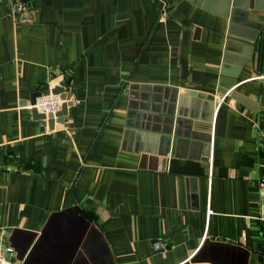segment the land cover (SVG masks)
<instances>
[{"label": "crops", "instance_id": "0c3cea01", "mask_svg": "<svg viewBox=\"0 0 264 264\" xmlns=\"http://www.w3.org/2000/svg\"><path fill=\"white\" fill-rule=\"evenodd\" d=\"M14 1L0 0V252L264 264V60L223 74L229 41L236 57L256 47L264 0H24L12 13ZM61 81L73 103L51 128L31 96ZM174 88L219 104L189 95L180 128L210 140L173 135L163 154L137 128L140 105Z\"/></svg>", "mask_w": 264, "mask_h": 264}, {"label": "water", "instance_id": "95a60500", "mask_svg": "<svg viewBox=\"0 0 264 264\" xmlns=\"http://www.w3.org/2000/svg\"><path fill=\"white\" fill-rule=\"evenodd\" d=\"M244 27L248 25V22L245 23ZM254 32L252 35H250L253 39H256V47L254 45L251 47L249 46V52L245 56H237L234 55L233 52H231V49L229 48L231 46L232 41H229L228 50L226 51L224 55L225 65L223 68V74L224 75H231L232 77H237L238 74L241 71V68L243 65L249 62L255 61H262L264 60V22H259L258 26H256L254 29ZM243 48L245 47L243 44H241ZM255 48V51H254ZM252 49V51H251ZM234 63L236 68H232V72L230 67L231 65H228ZM230 70V71H229ZM66 85L67 83L65 81H61L59 85H56L52 88L46 89V93H59L61 96L65 99L64 103L62 104L61 109L55 114H46L44 112H40L36 107H32L31 111L37 118H48L49 125L51 128L55 126L56 122H63L64 116L68 113V108L70 105H72V93H66ZM134 87H138L137 85H134ZM175 91H169L167 92L165 96L164 103L153 102L152 104H149V101L147 103H143L140 105V108L142 110L143 114V120L139 124H137V128H143L146 131L149 130V132H153L151 135L150 133H144L143 131L139 132L138 135L140 138H144V136L147 134L150 137V141H155L160 138L161 142H168V145L166 148H163L160 153L167 154L169 151V144L171 142L172 136L176 135L180 137L179 139L181 142L184 137H193V138H199L203 139L204 141L210 140V134L207 135L199 134L197 132H191V131H182L180 126L182 123L188 121L187 119H184L181 115L186 114L185 111H183L182 107L185 105V102L188 100L189 95H196L203 98L211 99L212 102L214 100L213 94H208L204 91H189L187 94L179 95L177 94V89L174 88ZM220 90V89H218ZM222 92H225L224 90H220ZM42 91H37L31 96V103L34 104L36 101V97L42 95ZM231 94H235L232 93ZM159 95H155V99H158ZM219 104L218 101L213 102V107L217 106ZM131 106H133V103H130ZM135 111L132 110L131 114ZM209 119L211 117L209 116ZM186 125H190V121L186 122ZM128 125L130 126V122H128ZM127 134L132 133L131 129H128ZM161 134V135H158ZM147 150L150 151L152 148L148 145ZM155 150V149H153ZM208 153V152H207ZM6 259V264H13L17 261L16 256H12L11 252L9 250L3 249L0 252Z\"/></svg>", "mask_w": 264, "mask_h": 264}, {"label": "built area", "instance_id": "2783aa9c", "mask_svg": "<svg viewBox=\"0 0 264 264\" xmlns=\"http://www.w3.org/2000/svg\"><path fill=\"white\" fill-rule=\"evenodd\" d=\"M28 9V3L24 0H15L12 5V13L26 11ZM224 98V97H223ZM65 99L59 93H44L40 95L36 102L32 105L36 107L40 112H44L46 114L55 115L62 107ZM261 184L264 186V180L261 181ZM261 219L264 221V213ZM155 247L157 249L164 248V242L161 240L155 241ZM264 256V254H263ZM7 261L5 257L0 253V264H6Z\"/></svg>", "mask_w": 264, "mask_h": 264}, {"label": "trees", "instance_id": "16d2710c", "mask_svg": "<svg viewBox=\"0 0 264 264\" xmlns=\"http://www.w3.org/2000/svg\"><path fill=\"white\" fill-rule=\"evenodd\" d=\"M83 213L85 214V215H87L89 218H93L94 216L89 212L88 213V211H83Z\"/></svg>", "mask_w": 264, "mask_h": 264}]
</instances>
